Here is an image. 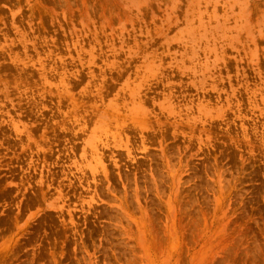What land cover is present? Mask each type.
<instances>
[{
	"label": "rangeland",
	"instance_id": "rangeland-1",
	"mask_svg": "<svg viewBox=\"0 0 264 264\" xmlns=\"http://www.w3.org/2000/svg\"><path fill=\"white\" fill-rule=\"evenodd\" d=\"M0 264H264V0H0Z\"/></svg>",
	"mask_w": 264,
	"mask_h": 264
}]
</instances>
